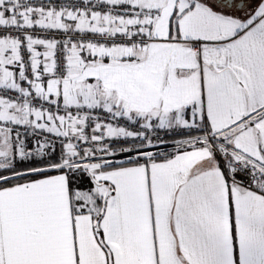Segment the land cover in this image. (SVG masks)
I'll list each match as a JSON object with an SVG mask.
<instances>
[{
	"label": "snow or ice",
	"instance_id": "obj_1",
	"mask_svg": "<svg viewBox=\"0 0 264 264\" xmlns=\"http://www.w3.org/2000/svg\"><path fill=\"white\" fill-rule=\"evenodd\" d=\"M0 264H264V0H0Z\"/></svg>",
	"mask_w": 264,
	"mask_h": 264
}]
</instances>
